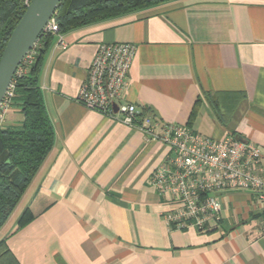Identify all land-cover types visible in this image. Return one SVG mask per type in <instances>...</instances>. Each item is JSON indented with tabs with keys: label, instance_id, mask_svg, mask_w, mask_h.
<instances>
[{
	"label": "crops",
	"instance_id": "obj_1",
	"mask_svg": "<svg viewBox=\"0 0 264 264\" xmlns=\"http://www.w3.org/2000/svg\"><path fill=\"white\" fill-rule=\"evenodd\" d=\"M61 36L65 49L54 36L38 74L52 147L0 225L18 214L2 237L17 261L264 264V206L249 191L219 195L213 230L170 227L176 204L150 182L167 147L75 100L98 46L131 42L122 101L213 138L254 142L264 164V0H168ZM22 120L16 101L1 127Z\"/></svg>",
	"mask_w": 264,
	"mask_h": 264
},
{
	"label": "built area",
	"instance_id": "obj_2",
	"mask_svg": "<svg viewBox=\"0 0 264 264\" xmlns=\"http://www.w3.org/2000/svg\"><path fill=\"white\" fill-rule=\"evenodd\" d=\"M42 33L57 36L58 47L65 49L53 15ZM35 45L18 64L0 103V127L14 96V77L27 73L34 61ZM135 49L131 42L100 44L75 100L139 129L167 147L168 153L153 169L150 182L159 194H169L176 204L166 215L169 226L199 232L217 228L221 221L219 195L229 190L249 191L257 204L264 206V164L260 146L233 134L218 139L205 136L186 125L144 114L134 104L122 101ZM261 222L264 223V218Z\"/></svg>",
	"mask_w": 264,
	"mask_h": 264
},
{
	"label": "trees",
	"instance_id": "obj_3",
	"mask_svg": "<svg viewBox=\"0 0 264 264\" xmlns=\"http://www.w3.org/2000/svg\"><path fill=\"white\" fill-rule=\"evenodd\" d=\"M29 1L0 0V56ZM166 1L60 0L53 17L59 32L64 33ZM54 36L52 33L40 34L35 45L34 61L27 73L14 77L11 104L20 102L23 120L17 127H0V225L18 203L52 147L53 131L38 86V74ZM0 264H20L7 247L5 238L0 239Z\"/></svg>",
	"mask_w": 264,
	"mask_h": 264
},
{
	"label": "water",
	"instance_id": "obj_4",
	"mask_svg": "<svg viewBox=\"0 0 264 264\" xmlns=\"http://www.w3.org/2000/svg\"><path fill=\"white\" fill-rule=\"evenodd\" d=\"M59 1L30 0L14 26L0 56V103L18 64L36 43Z\"/></svg>",
	"mask_w": 264,
	"mask_h": 264
},
{
	"label": "rangeland",
	"instance_id": "obj_5",
	"mask_svg": "<svg viewBox=\"0 0 264 264\" xmlns=\"http://www.w3.org/2000/svg\"><path fill=\"white\" fill-rule=\"evenodd\" d=\"M201 134L205 135V136H209L207 133H204L202 131H199ZM18 214L13 213L8 221L6 222V224L2 227H0V238H2L4 236V234L7 232L8 228L15 222L16 218H17Z\"/></svg>",
	"mask_w": 264,
	"mask_h": 264
},
{
	"label": "flooded vegetation",
	"instance_id": "obj_6",
	"mask_svg": "<svg viewBox=\"0 0 264 264\" xmlns=\"http://www.w3.org/2000/svg\"><path fill=\"white\" fill-rule=\"evenodd\" d=\"M1 216H2V213H0V223H1Z\"/></svg>",
	"mask_w": 264,
	"mask_h": 264
}]
</instances>
